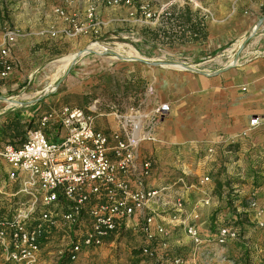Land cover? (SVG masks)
Instances as JSON below:
<instances>
[{"label":"built area","instance_id":"obj_1","mask_svg":"<svg viewBox=\"0 0 264 264\" xmlns=\"http://www.w3.org/2000/svg\"><path fill=\"white\" fill-rule=\"evenodd\" d=\"M129 2L86 0L84 12L56 7L53 13L63 27L50 36L76 39L97 34L102 25L98 10ZM18 38L14 29L2 35L0 80H7L14 70L9 56ZM178 64L186 70V63ZM170 112L168 104L148 111L141 105L123 111L113 106L107 112H101L97 102L87 109L62 106L40 116L19 146H0L4 176L0 201L6 203L5 212H0L2 259L38 264L45 238L54 250L48 255L75 262L80 256L116 246L131 233L141 238V264H211L215 255L225 261L220 253H213L212 246L223 250L239 241L240 229L220 225L204 235L197 225L198 210L209 205L210 197L194 202L186 196L209 184L210 177L191 175L189 182L183 170L165 185H156V160L146 146L160 144L157 124ZM100 117L113 118L114 129L97 130L95 121ZM260 125L259 118L250 120L239 137H247ZM233 145L236 140L209 144L205 158L230 160ZM191 147L197 150L200 145ZM257 193L252 189L247 207L254 213V228L264 232V206ZM178 231L189 241L182 253H176L171 244L172 233Z\"/></svg>","mask_w":264,"mask_h":264},{"label":"rangeland","instance_id":"obj_2","mask_svg":"<svg viewBox=\"0 0 264 264\" xmlns=\"http://www.w3.org/2000/svg\"><path fill=\"white\" fill-rule=\"evenodd\" d=\"M44 1L46 2L45 6L50 8L58 4L60 8L66 9L70 3V0ZM135 2H129V4L116 8L102 7L108 11L110 17L107 20H101L102 25L99 27L97 34H90L76 39L62 37V39L66 40L59 50L51 46L47 48L48 43L44 42L46 44L45 47L50 50L49 59L44 61L38 73L31 77L30 84L22 83L19 88L13 91L14 96L5 93L0 94V119L12 109L16 111L26 110L27 107L24 106L28 105L27 102H34V98L38 96L42 100H47V102L41 103V107L37 111L39 114L49 111V109H58L62 106L87 109L94 102H97V106L101 112H106L108 107L111 106L123 111L139 105L148 111L153 106L158 105L157 103L163 102L164 99L168 98L172 107H170L171 112L164 118L166 120L165 124H157L160 129L159 140L162 144H166L164 143V138H162L164 133L180 134L177 128L179 123L183 124L185 128L187 124L188 132L194 131L195 126L198 125L199 129H203L202 132L204 134H210L211 122L215 113L214 109H212L213 98L216 101L214 97L215 85L212 84L210 79L216 75L214 72L218 68L219 70L226 68L237 55L239 56V62L263 57L262 55H258L256 51L259 45L264 44V23L258 27L252 36H250L251 30L242 41L234 46H228L223 58L216 59V62L219 63L218 66L212 60L200 66H194L190 63L186 66L187 70H177L168 66L152 65V63H166L170 65L180 63L174 57L164 59L161 56L162 53L156 51L154 58H148L136 50L135 44H142L139 41V35L142 33V30L145 28L150 30L159 28L161 26V16L167 11L162 12L160 10L158 1L135 0ZM10 4L13 7L9 9L5 8L4 4L0 2V41L3 26H8L9 29L18 31L19 38L21 37V28L24 26L21 17L24 14V9H21L16 4V1H11L8 5ZM135 4L139 6V9H136ZM12 10H15L16 16H20L18 17L19 19L8 17L7 11L12 12ZM66 10L80 12L73 8ZM128 12H133V15H128ZM121 13H125L126 15L120 17ZM143 13H149L151 17L145 19ZM90 45H96V51L92 50L93 53L77 58V61L75 63L72 62L65 70L61 69L60 65L64 57L77 54ZM141 46L145 48L146 45L142 44ZM155 46L157 49L164 47L159 42H155ZM93 56L106 60L102 64L105 67L101 72L89 75V73L85 74L83 69L82 71L75 72L76 77L75 75L73 77L72 73V75H69V71L77 69L80 62L92 59ZM135 57L142 58L145 61L127 63L122 59ZM152 68L155 71L154 85H150V81L148 82L147 79L151 76ZM14 70L16 69L14 68ZM202 75L207 77L203 78ZM165 76L168 79H164ZM6 81L8 82L9 80ZM59 81L60 84L56 87ZM71 84L73 86H70ZM81 87L84 88L82 93L69 92L72 88L75 91ZM39 118H36V120L38 121ZM1 123L2 121L0 120V126ZM36 126L37 123H34L33 129ZM189 142L192 141L177 142L175 143L177 146L167 144L171 148L177 147L176 149H178L181 146L185 147ZM198 145L201 144L198 143ZM177 155L178 157H169L162 154L154 155L157 166L156 185H165L166 180L174 178L183 170L189 176L187 177L188 181H192L190 176L196 175V172L199 170L197 168V160L189 155L182 157L183 153L181 152H178ZM204 157L205 155L203 154L198 159H204ZM237 161L239 160L231 157L230 160L224 158L202 165V171H204L205 167L210 170L202 173L200 176H209L210 183L201 187V190L197 192H188L186 196L194 202L198 199L210 197L209 205H203L198 210L199 215L203 210H205L204 213L208 212L206 222L200 228L204 235L214 233L220 225H230L240 229L242 235L239 239L240 242H244L245 244L248 242V245H251L249 237L245 233L247 230L244 232L243 229L244 226L252 224L249 222L251 220L253 222L254 219V213L248 211L247 197L252 189L257 190L264 185L260 175V173L264 172V167L262 169L261 164L256 166V164H253V161L249 162L250 160L245 162L244 175L246 174L247 176L243 180H239L240 177L237 175L238 172H236L237 165H234ZM240 164L241 166L244 165L243 163ZM237 170L240 172L241 169ZM217 182L221 183L218 189L216 188ZM235 191H244L243 197L237 198L239 195ZM257 197L259 202L264 206V200H262L264 194L262 197L259 195ZM237 215L241 220L238 224L235 223ZM251 230L255 233L260 232L254 226ZM139 239H141L140 236L136 237L128 233L124 240L116 244V246L98 250L88 256H80L73 264H131V262L138 258L136 250H138ZM175 240H179L182 245V237H178ZM183 247L187 250L185 245ZM212 250L214 254L220 253L222 257L226 254L225 249H223V252L219 247L212 246ZM51 252H54V250L50 249L49 253ZM41 257L38 264H58L59 262L55 257L48 255V253L42 254ZM220 258V255H215L211 259V264H226L225 257V261ZM139 264H141V261Z\"/></svg>","mask_w":264,"mask_h":264},{"label":"crops","instance_id":"obj_3","mask_svg":"<svg viewBox=\"0 0 264 264\" xmlns=\"http://www.w3.org/2000/svg\"><path fill=\"white\" fill-rule=\"evenodd\" d=\"M11 1L18 4L21 9H24V14L21 15L23 19V24L21 28V37L16 41L14 48L10 52L9 59L14 64V70L7 80H0V94L13 95V91L19 88L22 83L30 84L31 77L38 73V70L42 67L43 62L49 59V51L47 48L51 46L59 50L61 46L65 43L66 39H62L60 35L51 37V32H58L63 24L54 15L53 11L59 5L46 7V2L44 0H0L4 4L5 8H12L13 5H8ZM158 1L160 10L168 11L171 8H176V10H183L188 7L192 13H196L199 18L204 17L205 27L207 37L206 40L198 39L193 34L186 32L187 26L178 27L173 26L171 28L172 33L181 35L182 33L186 36V41L184 43H173L170 47L164 45L159 49L156 48L154 43H147L145 46V51L148 58H154L155 52H161L162 58L167 59L174 57L176 61L184 62L187 65L193 64L194 66H200L206 62L214 60L215 64L218 66L216 59H222L224 53L227 51L228 46H234L235 44L242 41V39L256 26L258 21L264 18V0H153ZM87 7L86 0H70L66 9L73 8L77 11L84 12ZM9 11V10H8ZM7 14L11 19H19L15 15V10L8 12ZM160 11V12H161ZM12 13V14H11ZM128 15H133V12H128ZM3 14V13H2ZM136 14V12H135ZM160 14V13H158ZM126 14L121 13L120 17H124ZM98 17L100 20H107L110 15L107 10L100 8L98 10ZM160 18V17H159ZM28 19V20H27ZM27 20V21H25ZM196 18L193 17L191 23H195ZM133 23V21H132ZM176 23V22H175ZM173 23V24H175ZM134 25V24H133ZM166 29L169 26H165ZM9 29V27H2L1 34ZM42 33H44L42 35ZM48 43L47 48L45 47ZM256 51L258 55L263 57L254 58L250 60L238 61L237 66L230 70L219 68L214 72L216 73L213 78L210 79L214 87V97L212 101V109L215 113L212 118L210 134H204L203 129H199L198 125L195 126V130L188 132L187 124L186 128L183 124L177 125L180 134H171L166 132L162 135L164 138V143L157 145H147V149L150 153L154 155L162 154L168 155L169 157H178V152L183 153L182 157L189 155L195 160H197L196 177H201L202 173L208 172L205 167L202 171V165L209 162H214V160L209 161L204 157V159H198L201 155H205L204 148L209 144H217L219 142H228L229 140H236V145H233L231 157L237 161L233 163L237 165L236 172H238L239 180H243L247 175H244L245 162L253 161V164L261 168L264 167V44L259 45ZM73 61L76 54L72 55ZM84 57V56H83ZM136 58V57H135ZM106 60L93 56L92 59H87L84 62H80L77 69L69 71V75L73 74V77L78 71H84V73H89L93 75L97 72H101L105 66L102 64ZM127 63H133L136 61H126ZM233 62V61H232ZM231 63V61H230ZM234 65V64H233ZM133 66V65H131ZM232 66V65H231ZM153 69V68H152ZM106 70V69H105ZM226 70V71H225ZM74 71V72H73ZM223 71V72H222ZM72 73V74H71ZM154 69L151 72V76L148 79L150 85H154ZM190 76L189 74H187ZM11 76V78H10ZM203 76V75H202ZM210 76V75H208ZM201 77V75H200ZM207 77V76H203ZM164 79H168L166 76ZM148 84V85H149ZM70 86H73L71 84ZM24 88V87H23ZM22 88V89H23ZM69 90L73 93H82L84 88H77L78 90ZM1 99V98H0ZM34 102H27L28 105L26 110L16 111L10 110L6 114L19 113V119L22 123H28L34 120L37 123L36 118L42 116L49 111L41 112L39 114L38 109L41 107V103L47 102V100H42L40 96L34 98ZM157 104H168L171 107L170 101L164 99L163 102ZM113 107V106H111ZM108 107V110L109 111ZM172 108V107H171ZM259 118L262 125L257 129L250 132L247 137L240 138L241 133L248 128L249 122L252 119ZM3 120V119H0ZM162 121V122H161ZM160 124H165V119L161 120ZM95 127L97 130L108 131L109 129H114L115 123L111 117H100L95 121ZM194 129V128H193ZM32 130V129H31ZM157 135L160 138L159 125L157 126ZM203 139V140H202ZM192 141L189 142L185 147L171 148L168 144L177 146V142L182 141ZM168 143V144H167ZM201 144L200 148L194 150L191 146L194 144ZM183 145V144H179ZM240 163H243L244 167ZM201 166V167H200ZM2 170V169H1ZM242 174V175H241ZM262 181L264 182V172L260 173ZM3 172L0 171V181L3 178ZM248 179V178H247ZM248 181V180H247ZM1 186V183H0ZM258 195L262 197L264 194V185L257 189ZM238 193L239 197L242 198L244 191H235ZM260 197V200H261ZM264 200V197H262ZM261 200V201H262ZM199 211L200 217L197 221V225L201 228V225L206 222V216L208 212ZM248 226H244V232L247 230V235L250 240V244H245L244 242H233L229 243L225 249V262L226 264H260L261 260L264 263V232H254L251 228L254 226L252 220L249 222ZM201 230V229H200ZM202 231V230H201ZM178 231L172 233L171 244L175 248L176 253L185 252L186 249L184 245L189 246V241L183 236V234ZM178 237H182V245L179 240H175ZM184 243V244H183ZM254 243H258L263 246L262 249L255 247ZM235 249V250H234ZM250 251L260 257V261H253ZM224 252V250H223ZM249 252V253H248ZM249 255V256H248ZM42 258V257H41ZM40 258V260H41Z\"/></svg>","mask_w":264,"mask_h":264},{"label":"trees","instance_id":"obj_4","mask_svg":"<svg viewBox=\"0 0 264 264\" xmlns=\"http://www.w3.org/2000/svg\"><path fill=\"white\" fill-rule=\"evenodd\" d=\"M128 1L130 2L134 1V3H136L135 0H128ZM135 5H136V9H139V6H137V4ZM167 13H169L170 16L169 17H166L165 15L161 16V22H160L161 26L159 28L153 30L145 28L142 30V33L139 35V41L143 45H146L147 43L155 44V42H159L161 45H167L170 47L173 43H177V42L181 44L184 43L186 41L185 34L182 33L181 35H177L172 33L171 28L174 25L178 27L187 26L186 32L190 33L191 35L194 34L196 36V40L198 39H202L203 41L206 40L207 33L205 30L206 27H205L204 17L198 19L197 14L192 13L188 7L184 8L183 10L181 9L176 10V8H171L167 11ZM193 17H195L196 20L195 23L192 24L191 21ZM167 25L169 26L168 29H166L165 27ZM141 45L135 44L136 50L142 55H147V53H145V48H143ZM19 115H20L19 113H15L14 115L6 114L2 118L3 120H1L2 123L0 126V146H4V145L19 146L20 143L24 141L27 131L34 128V120H31L28 123H22L21 120L19 119ZM216 186H217L216 188L218 189L221 186V183L217 182ZM4 206H6V203L0 201V212H5ZM1 218H3L2 215H0V219ZM235 221L236 224L240 223L241 220L238 215L236 216ZM49 244H50L49 239L47 240L44 238V240L41 242V248L44 255L50 252L51 248L48 247ZM255 247L263 250V246H261L258 243H255ZM136 251H137L136 255L138 254V258L135 259L133 262H131V264H139L140 261H142L140 252L138 250ZM249 255H251L254 262L260 261V257L258 258L251 251ZM58 261H59L58 264L74 263V261H71L67 258ZM0 264H14V263L9 261H4L0 255ZM260 264H264L262 260Z\"/></svg>","mask_w":264,"mask_h":264},{"label":"water","instance_id":"obj_5","mask_svg":"<svg viewBox=\"0 0 264 264\" xmlns=\"http://www.w3.org/2000/svg\"><path fill=\"white\" fill-rule=\"evenodd\" d=\"M262 23H264V18H262V19H260V20L258 21V23L256 24V26L252 29L250 36H252V35L255 33V31L258 29V27H259ZM242 45H243V44H242ZM91 53H93V52H92V51H89V50H82V51L78 52L76 58H75L74 61H73V63H75V62L77 61V58H79V57H81V56H83V55H85V54H91ZM122 59H124L125 61H136V62H143V61H145V60L142 59V58H122ZM233 60L235 61V66H236L237 63H238V60H239V56L237 55ZM152 65H153V66H158V65H159V66H165V65H170V64H166V63H162V64H159V63H152ZM232 67H234V66H231V64H229L225 69L232 68ZM186 70H187V68H186ZM59 84H60V81L56 84V87H57Z\"/></svg>","mask_w":264,"mask_h":264},{"label":"bare ground","instance_id":"obj_6","mask_svg":"<svg viewBox=\"0 0 264 264\" xmlns=\"http://www.w3.org/2000/svg\"><path fill=\"white\" fill-rule=\"evenodd\" d=\"M128 48V47H127ZM130 48V47H129ZM97 47L96 45H90L88 46L85 50H89V51H96ZM132 50V49H131ZM129 50V51H131ZM133 52V51H132ZM129 54V53H128ZM234 55V54H233ZM77 56V54H76ZM73 57L74 56H66L62 59L61 61V69L62 70H65L70 64H72L73 62ZM76 58V57H75ZM233 61V62H232ZM232 66H235V61L234 60H231V63H230ZM234 64V65H233ZM165 66H168V67H171V68H174V69H177V70H184L185 67L183 66H180V64H171V65H165ZM47 91V90H46Z\"/></svg>","mask_w":264,"mask_h":264}]
</instances>
